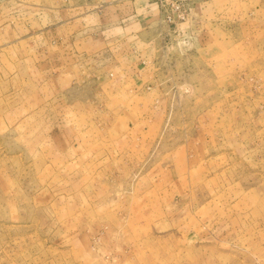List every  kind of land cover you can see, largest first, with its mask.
<instances>
[{
	"label": "rangeland",
	"instance_id": "obj_1",
	"mask_svg": "<svg viewBox=\"0 0 264 264\" xmlns=\"http://www.w3.org/2000/svg\"><path fill=\"white\" fill-rule=\"evenodd\" d=\"M194 1L130 105L99 92L72 162L0 68V264H264V0Z\"/></svg>",
	"mask_w": 264,
	"mask_h": 264
},
{
	"label": "crops",
	"instance_id": "obj_2",
	"mask_svg": "<svg viewBox=\"0 0 264 264\" xmlns=\"http://www.w3.org/2000/svg\"><path fill=\"white\" fill-rule=\"evenodd\" d=\"M49 2L22 7L21 0H0V53L9 63L0 68L4 74L13 68L12 75L8 72L13 79L23 69L28 83L38 86L28 99L50 104L47 113L56 119L47 126L62 128L54 140L62 145L63 159L72 162L95 146L85 141L90 126L82 117L90 124L99 92L130 105L140 93L134 88L142 89L151 77L154 52L167 28L157 0H61L60 7H49ZM200 13L196 17L205 18ZM162 198L154 210L157 217L164 209Z\"/></svg>",
	"mask_w": 264,
	"mask_h": 264
},
{
	"label": "built area",
	"instance_id": "obj_3",
	"mask_svg": "<svg viewBox=\"0 0 264 264\" xmlns=\"http://www.w3.org/2000/svg\"><path fill=\"white\" fill-rule=\"evenodd\" d=\"M163 22L173 27V32L179 33L180 23L187 21L189 13L188 4H193L194 0H158ZM191 4V5H192Z\"/></svg>",
	"mask_w": 264,
	"mask_h": 264
}]
</instances>
